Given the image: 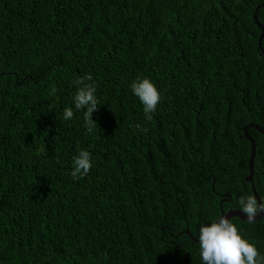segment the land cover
<instances>
[{
  "label": "trees",
  "instance_id": "1",
  "mask_svg": "<svg viewBox=\"0 0 264 264\" xmlns=\"http://www.w3.org/2000/svg\"><path fill=\"white\" fill-rule=\"evenodd\" d=\"M261 3L0 0V264H203L200 226L252 194L241 127H264ZM89 73L91 133L72 83ZM145 77L151 118L130 87ZM246 132L264 201V134ZM80 150L92 167L74 180ZM229 219L264 254V215Z\"/></svg>",
  "mask_w": 264,
  "mask_h": 264
},
{
  "label": "clouds",
  "instance_id": "2",
  "mask_svg": "<svg viewBox=\"0 0 264 264\" xmlns=\"http://www.w3.org/2000/svg\"><path fill=\"white\" fill-rule=\"evenodd\" d=\"M91 81H93V76L90 73L72 81L77 86L73 97L74 107L76 110L83 111L89 133L97 126L96 121L92 119V114L101 104L96 96L97 86L94 82L89 83ZM130 87L132 93L142 103L145 115L151 118L150 114L155 113L161 101V93L157 87L146 77L133 81ZM56 91L53 86L49 90V95H54ZM63 116L65 120L72 119L74 117L73 108L66 107ZM91 167L90 152L80 150L73 158L71 177L79 180L90 172ZM238 203L240 211L248 221H253L259 214L264 213V201H258L254 194L241 195ZM199 246L203 264H264V254L258 251L253 242L244 238L238 227L226 216H220L210 224L200 226Z\"/></svg>",
  "mask_w": 264,
  "mask_h": 264
},
{
  "label": "water",
  "instance_id": "3",
  "mask_svg": "<svg viewBox=\"0 0 264 264\" xmlns=\"http://www.w3.org/2000/svg\"><path fill=\"white\" fill-rule=\"evenodd\" d=\"M260 7H264V4L261 3V4L256 5L255 8H254V11H253V16H252L255 25L260 29V32H259L258 37H257V46H258V48H260V41H261V38H262V35H263V27L257 21V19L255 17V13H256V10L258 8H260ZM261 53H264V51L261 50ZM247 128H254L257 132L264 134V127H259V126H256L255 124H245V125H243L241 127L242 134H243L244 138L250 144V153H249V156H248V159H247V174L244 176V180L247 181L250 184V189H251L252 194H254L256 196V198L258 199V201H259V198H258V196H257V194H256V192L254 190V187H253V184H252V178H251L252 165H253L254 143H253V141L251 140V138L248 136V134L246 132ZM222 200H224V199H222ZM261 215H264V213L259 214L255 219H258ZM220 216H226L228 219L230 217H237L240 220L248 221L247 218L244 216V214L240 211V209H229V210L224 211V212L221 211L219 216H218V218ZM218 218H216V219H218ZM185 233L189 236L187 231H185ZM196 241L199 242V240H196Z\"/></svg>",
  "mask_w": 264,
  "mask_h": 264
}]
</instances>
